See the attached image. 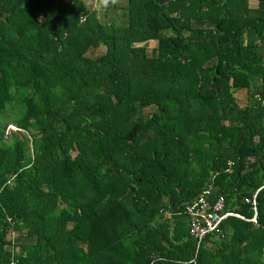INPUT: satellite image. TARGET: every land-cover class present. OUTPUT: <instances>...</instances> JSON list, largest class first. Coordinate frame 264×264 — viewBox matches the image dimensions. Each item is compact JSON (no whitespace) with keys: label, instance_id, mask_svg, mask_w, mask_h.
<instances>
[{"label":"trees","instance_id":"obj_1","mask_svg":"<svg viewBox=\"0 0 264 264\" xmlns=\"http://www.w3.org/2000/svg\"><path fill=\"white\" fill-rule=\"evenodd\" d=\"M125 1L0 0V264H264V0Z\"/></svg>","mask_w":264,"mask_h":264},{"label":"built area","instance_id":"obj_2","mask_svg":"<svg viewBox=\"0 0 264 264\" xmlns=\"http://www.w3.org/2000/svg\"><path fill=\"white\" fill-rule=\"evenodd\" d=\"M264 95V91H263ZM258 99L264 104V96H258ZM8 184V183H7ZM247 203L251 205L253 210V217L251 221L256 220L257 209L255 196L251 200H247ZM224 204L221 200L216 201L214 206H210L204 200L200 199L195 201L194 204L187 206L183 211V214L190 217L189 234L197 241L199 246L200 242L205 239L207 235L222 236L221 223L228 217L235 216L241 218L232 213H223ZM10 263L19 264L15 258L14 247L10 248Z\"/></svg>","mask_w":264,"mask_h":264},{"label":"rangeland","instance_id":"obj_3","mask_svg":"<svg viewBox=\"0 0 264 264\" xmlns=\"http://www.w3.org/2000/svg\"><path fill=\"white\" fill-rule=\"evenodd\" d=\"M252 1V0H250ZM118 3L121 5V6H125L126 4V1L125 0H118ZM106 4H107V0H94V4H93V7L95 10H99V14L98 16L100 17V19H102V11H104L105 7H106ZM254 6V5H253ZM252 6V7H253ZM154 47V45L152 43H146L145 44V49L147 50L148 54L149 52L152 50V48ZM100 52H102V49H99ZM99 52H96V54H98ZM250 95H248L247 93L243 96H240L238 99V102L242 99H245V98H249ZM13 127V126H11ZM11 130H15V128H12Z\"/></svg>","mask_w":264,"mask_h":264},{"label":"crops","instance_id":"obj_4","mask_svg":"<svg viewBox=\"0 0 264 264\" xmlns=\"http://www.w3.org/2000/svg\"><path fill=\"white\" fill-rule=\"evenodd\" d=\"M247 100H248V104H247V105L250 106V103H251V100H252V99H251V98H250V99L247 98ZM247 105H246V106H247ZM231 217H235V216H231Z\"/></svg>","mask_w":264,"mask_h":264},{"label":"clouds","instance_id":"obj_5","mask_svg":"<svg viewBox=\"0 0 264 264\" xmlns=\"http://www.w3.org/2000/svg\"><path fill=\"white\" fill-rule=\"evenodd\" d=\"M263 95V94H262ZM259 96V95H258ZM253 217V216H252ZM256 218H257V215H256ZM255 222V221H254Z\"/></svg>","mask_w":264,"mask_h":264}]
</instances>
